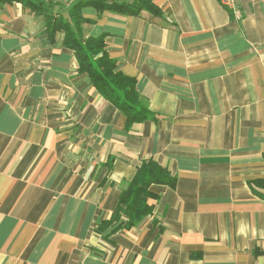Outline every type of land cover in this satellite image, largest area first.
Returning a JSON list of instances; mask_svg holds the SVG:
<instances>
[{
	"label": "crops",
	"instance_id": "0c3cea01",
	"mask_svg": "<svg viewBox=\"0 0 264 264\" xmlns=\"http://www.w3.org/2000/svg\"><path fill=\"white\" fill-rule=\"evenodd\" d=\"M50 1L58 15L75 0ZM152 2L81 10L152 113L129 127L63 30L0 4V264H264V0ZM145 159L174 185L98 232Z\"/></svg>",
	"mask_w": 264,
	"mask_h": 264
},
{
	"label": "trees",
	"instance_id": "16d2710c",
	"mask_svg": "<svg viewBox=\"0 0 264 264\" xmlns=\"http://www.w3.org/2000/svg\"><path fill=\"white\" fill-rule=\"evenodd\" d=\"M13 1H19L23 6H28L42 15L46 29H50L51 34L56 30H63V43L73 50L78 70L86 73L91 86L126 116L127 127L151 116L145 100L136 89L135 78L116 69L115 60L105 49L104 35H85V26L93 20L85 18L81 10L83 7L93 6L98 14L104 10L125 15H138L142 10L159 14L160 9L152 0H75L67 12L58 15L53 13L54 3L50 0H0V4ZM174 182L175 177L167 168L153 159L142 160L133 177L120 191L118 203L110 219L101 222L97 231L101 232L110 225H114L111 232L135 225L151 212L152 205L147 202L153 196L149 190L150 185L161 183L173 186ZM255 182L264 186V177ZM257 194L264 198V193ZM121 217L125 219L121 220Z\"/></svg>",
	"mask_w": 264,
	"mask_h": 264
},
{
	"label": "built area",
	"instance_id": "2783aa9c",
	"mask_svg": "<svg viewBox=\"0 0 264 264\" xmlns=\"http://www.w3.org/2000/svg\"><path fill=\"white\" fill-rule=\"evenodd\" d=\"M223 5L234 8L236 0H219Z\"/></svg>",
	"mask_w": 264,
	"mask_h": 264
}]
</instances>
